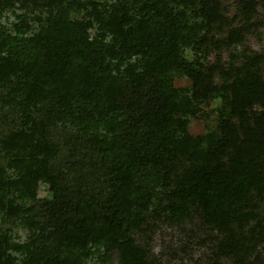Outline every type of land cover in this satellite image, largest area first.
<instances>
[{"label":"trees","instance_id":"trees-1","mask_svg":"<svg viewBox=\"0 0 264 264\" xmlns=\"http://www.w3.org/2000/svg\"><path fill=\"white\" fill-rule=\"evenodd\" d=\"M235 7L0 0V264H264V51L233 50L264 0Z\"/></svg>","mask_w":264,"mask_h":264},{"label":"rangeland","instance_id":"rangeland-1","mask_svg":"<svg viewBox=\"0 0 264 264\" xmlns=\"http://www.w3.org/2000/svg\"><path fill=\"white\" fill-rule=\"evenodd\" d=\"M230 7L231 17L237 14V9L235 4L237 0H223ZM259 20L264 23V13H261L259 16ZM245 48H251L256 51H264V27L260 28L258 34H251L246 38V41L242 45H237L233 48L234 51H243ZM229 54H226L225 57L228 58ZM186 81H180L178 83L179 86L186 85ZM217 105L213 104L209 108H205L204 114L200 117L193 119L191 121L190 132L192 135H200L207 133L214 125H215V115L213 114V109L216 108ZM48 194V190H42L40 192L41 197H46ZM160 249L159 247L157 248ZM195 257L198 261H204L205 257L200 255L199 253ZM177 264H182L181 262H177ZM184 264H193V262H185Z\"/></svg>","mask_w":264,"mask_h":264}]
</instances>
